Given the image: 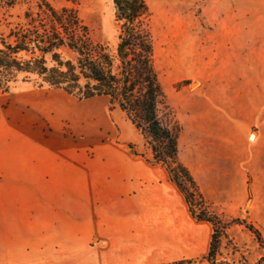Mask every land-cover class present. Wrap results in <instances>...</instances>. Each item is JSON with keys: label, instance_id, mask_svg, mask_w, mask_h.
I'll list each match as a JSON object with an SVG mask.
<instances>
[{"label": "crops", "instance_id": "obj_1", "mask_svg": "<svg viewBox=\"0 0 264 264\" xmlns=\"http://www.w3.org/2000/svg\"><path fill=\"white\" fill-rule=\"evenodd\" d=\"M237 79L236 96L189 98L180 160L223 217L242 215L250 188L249 220L264 232V79L254 97L251 82ZM87 100L92 117L107 97ZM98 124L103 130L76 144L38 135L28 145L0 146V264H167L207 256L213 225L192 216L163 166L130 151L127 143L141 145L138 135L125 133L114 116Z\"/></svg>", "mask_w": 264, "mask_h": 264}, {"label": "rangeland", "instance_id": "obj_2", "mask_svg": "<svg viewBox=\"0 0 264 264\" xmlns=\"http://www.w3.org/2000/svg\"><path fill=\"white\" fill-rule=\"evenodd\" d=\"M49 1L57 8L75 7L93 40L111 48L116 46L119 27L114 20L112 0ZM146 1L153 12L155 67L168 110L182 126L181 132L184 130L185 137H188L189 130V98L203 97L205 92L207 97L236 96V87L243 86L237 78L242 77L251 82H248V88L252 97L257 94L255 83L264 79V0ZM26 8V5L18 4L2 9L0 17L4 23H17ZM62 52L65 58H76V54L67 49ZM48 65H52L50 60ZM226 68L230 74L223 73ZM213 82L218 85L211 88L210 83ZM206 85L207 90H203ZM94 109L89 100H78L62 90L19 82L10 92L0 94V146L28 145V139L38 135L51 136L53 143L63 136L68 144H76L84 134L103 130L98 121L114 116L123 125L125 133L139 136L141 145L136 150L143 157H151L142 136L123 112L109 108L108 98L91 117L90 111ZM252 196L249 188L248 204L242 215L235 217L215 213L202 199L203 206L224 223L218 226L217 264H250L249 258H255L260 250L264 251L243 224L244 221L252 223L249 220ZM259 231L264 238V232ZM190 264L203 263L196 261ZM204 264L210 263L205 261Z\"/></svg>", "mask_w": 264, "mask_h": 264}, {"label": "trees", "instance_id": "obj_3", "mask_svg": "<svg viewBox=\"0 0 264 264\" xmlns=\"http://www.w3.org/2000/svg\"><path fill=\"white\" fill-rule=\"evenodd\" d=\"M112 3L119 27L114 48L90 37L75 7L57 8L49 0H0V12L18 4L27 6L17 23H4L0 17V94L23 82L59 89L78 100L107 97L109 108L123 112L144 139L151 151L147 160L166 169L192 216L213 225L207 256L167 264H217L218 226L224 223L203 206L198 185L180 160L182 126L168 110L155 67L153 12L146 0ZM63 49L76 54V58H65ZM128 147L134 155L144 156L135 144L128 143ZM243 224L264 249L259 229L251 222ZM256 264H264V254Z\"/></svg>", "mask_w": 264, "mask_h": 264}]
</instances>
